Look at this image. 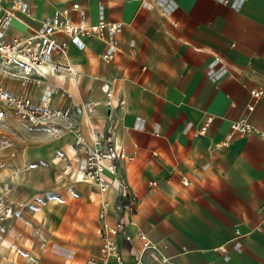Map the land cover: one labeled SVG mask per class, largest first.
Masks as SVG:
<instances>
[{
  "label": "crops",
  "instance_id": "obj_1",
  "mask_svg": "<svg viewBox=\"0 0 264 264\" xmlns=\"http://www.w3.org/2000/svg\"><path fill=\"white\" fill-rule=\"evenodd\" d=\"M24 1L22 21L11 18L6 37L28 34L72 3H78L69 11L73 21L117 22L118 29L104 38L85 36L83 49L55 35L65 48L54 51L50 68L28 75L26 90L37 103L69 108L73 122L61 117L58 135L38 129L50 148L30 144L19 153L28 148L50 163L54 151L59 162L92 146L94 131L110 134L132 155L117 167L137 201L133 210L118 211L114 184L99 190L78 177L80 163L65 170L56 196L40 202L44 214L37 216V208L25 226L15 215L19 207L3 222L0 264H89L100 254L99 228L119 216L124 226L113 238L121 262L111 257L107 264H132L138 230L156 245L143 264H264V0ZM111 43L118 50L103 59ZM65 61L78 75L50 71ZM20 75V65H1V86L20 93ZM104 82L114 93L110 104ZM240 117L255 131L232 129ZM77 129L82 145L75 144Z\"/></svg>",
  "mask_w": 264,
  "mask_h": 264
},
{
  "label": "built area",
  "instance_id": "obj_2",
  "mask_svg": "<svg viewBox=\"0 0 264 264\" xmlns=\"http://www.w3.org/2000/svg\"><path fill=\"white\" fill-rule=\"evenodd\" d=\"M6 2L2 5L1 2ZM78 3H72L71 7H61L54 9L53 12L41 20L38 28H30V32L26 35L12 34L9 37L5 35V28L11 18L21 20L20 14L27 11V6L24 0H0V67L1 65L14 67L21 66V75L19 76L23 90L20 93H14L6 90L0 84V122L9 117L10 111L13 110L21 117L31 121L33 125L46 128L52 134L58 133L62 124L60 118L66 119L65 125H72L71 110L69 108L58 109L49 105L37 103L32 95L26 90L29 82L28 75L31 72H38L36 65L49 63L55 50L65 48V41H57L56 34H64L68 37L69 42L76 48L83 49L86 46L85 36H93L104 38L106 33L114 35L118 29L117 22L98 21L92 24H81L73 21L69 17L70 9H77ZM22 21V20H21ZM118 50L114 43L109 45L108 50L101 54L103 59H110L113 53ZM134 49H132V52ZM54 72H66L70 75H78V70L73 68L69 62L58 63L50 69ZM3 72L13 73L6 67ZM101 90L107 97V104H110L114 97L112 88L107 82L101 84ZM253 97L257 98L259 91L252 90ZM118 103L123 102L119 98ZM252 105L249 106V109ZM75 113L82 111V105H75ZM110 113H108L109 116ZM232 129L241 132L255 131L254 127L247 121L245 117H240L232 122ZM110 131V127L108 128ZM264 134V132H259ZM75 144L82 145V132L76 130ZM105 145H102V141ZM92 146H81L82 149V177L92 181L99 190L103 191L110 185L114 184L118 191V200L115 203V208L118 211H129L134 209L137 201V196L134 192L128 191L126 183L120 180L117 163L120 159L131 160L132 155L124 150L116 147L111 139L110 134L101 138L97 131L92 134ZM107 173L111 177L107 176ZM187 183V180H183ZM151 184L154 181L150 182ZM2 182L0 181V230L3 222L11 217L15 211L13 201L4 195ZM104 212H101V216ZM124 226L123 216H119L112 225H104L99 228L98 232L102 239L100 254L98 257H90L87 262L89 264H107L111 257L116 258L121 262V253L117 242L113 236L120 233ZM137 235L141 239V245L137 252L133 255L132 264H143L144 254L148 251H155L156 245L149 236L138 230ZM128 242L131 241L129 234L123 235Z\"/></svg>",
  "mask_w": 264,
  "mask_h": 264
},
{
  "label": "rangeland",
  "instance_id": "obj_3",
  "mask_svg": "<svg viewBox=\"0 0 264 264\" xmlns=\"http://www.w3.org/2000/svg\"><path fill=\"white\" fill-rule=\"evenodd\" d=\"M11 113L14 116H11ZM38 129L46 128L33 125L31 121L11 110L9 117L0 122V162L6 164L8 159L18 158L19 151L30 144H42L45 149L50 148L49 143H41ZM25 152L27 155L30 154L28 148ZM52 153L58 157V153H54V151ZM77 153L79 155L75 153L69 158L60 156L59 162H57V157H50L52 161L50 163L47 160H42L40 155L26 156L24 160L26 164L24 163V166L19 169L16 168L11 179L6 178L9 190L4 191V194L10 196L8 199L13 201L16 210L19 207L22 209L15 214L21 217L19 221L32 217L33 212L44 204L40 202L45 201L48 197L56 196L59 183L63 182L61 179L66 175L65 170L81 168L82 149L77 150ZM71 165L72 167H70ZM7 172L2 171L1 173L7 174ZM79 172L82 175V169ZM42 209L43 207L37 209L35 214L41 215ZM23 223L27 226V223L24 221ZM1 253L0 250V255Z\"/></svg>",
  "mask_w": 264,
  "mask_h": 264
},
{
  "label": "bare ground",
  "instance_id": "obj_4",
  "mask_svg": "<svg viewBox=\"0 0 264 264\" xmlns=\"http://www.w3.org/2000/svg\"><path fill=\"white\" fill-rule=\"evenodd\" d=\"M2 5H6V2H1ZM50 68V65L48 63H42L40 65H36L37 70L39 71H44V69ZM58 135V134H56ZM55 135V136H56ZM16 155V154H15ZM27 156L25 150L24 152L19 153L18 158H10L7 160L6 164H4L3 162H0V181L2 182V188L4 191H8V184L6 183V178H10L13 176V172H15L16 168H21L22 166H24V160L25 157ZM26 164V163H25ZM4 167V168H3ZM28 170V169H27ZM5 171L7 172V174H2L1 172ZM78 177H81V173L78 172ZM4 193V192H3ZM5 195V194H4Z\"/></svg>",
  "mask_w": 264,
  "mask_h": 264
}]
</instances>
